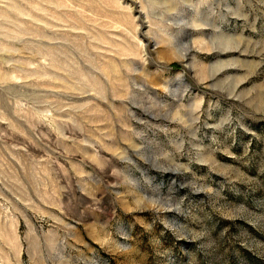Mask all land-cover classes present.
Masks as SVG:
<instances>
[{
  "label": "rangeland",
  "instance_id": "rangeland-1",
  "mask_svg": "<svg viewBox=\"0 0 264 264\" xmlns=\"http://www.w3.org/2000/svg\"><path fill=\"white\" fill-rule=\"evenodd\" d=\"M0 264H264V0H0Z\"/></svg>",
  "mask_w": 264,
  "mask_h": 264
}]
</instances>
